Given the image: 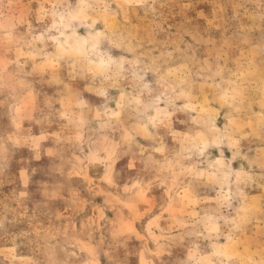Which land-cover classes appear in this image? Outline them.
Instances as JSON below:
<instances>
[{
  "label": "rangeland",
  "instance_id": "obj_1",
  "mask_svg": "<svg viewBox=\"0 0 264 264\" xmlns=\"http://www.w3.org/2000/svg\"><path fill=\"white\" fill-rule=\"evenodd\" d=\"M0 264H264V0H0Z\"/></svg>",
  "mask_w": 264,
  "mask_h": 264
}]
</instances>
